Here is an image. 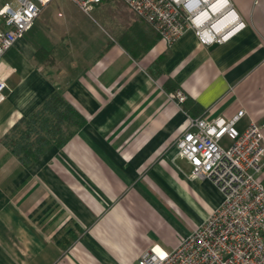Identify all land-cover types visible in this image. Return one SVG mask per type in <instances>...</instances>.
<instances>
[{
  "label": "crops",
  "instance_id": "obj_1",
  "mask_svg": "<svg viewBox=\"0 0 264 264\" xmlns=\"http://www.w3.org/2000/svg\"><path fill=\"white\" fill-rule=\"evenodd\" d=\"M230 1L243 26L213 50L192 29L167 45L110 0L96 8L108 29L92 33L61 12L65 32L46 37L36 25L6 52L0 264H138L151 248L173 251L222 205L174 144L189 118L230 120L242 110L238 128L255 121L264 134V0ZM178 90L182 105L170 97ZM54 93L87 123L25 169L2 140Z\"/></svg>",
  "mask_w": 264,
  "mask_h": 264
},
{
  "label": "built area",
  "instance_id": "obj_2",
  "mask_svg": "<svg viewBox=\"0 0 264 264\" xmlns=\"http://www.w3.org/2000/svg\"><path fill=\"white\" fill-rule=\"evenodd\" d=\"M53 1L0 2V62ZM71 1L91 17L93 10L110 0ZM119 1L167 45L190 29L202 45H221L243 26L230 0ZM221 1L224 7L214 12L212 6ZM231 14L233 21L217 30L216 26ZM3 74L0 70V102L8 89ZM170 97L177 105L187 100L181 90ZM245 115L242 110L230 120L189 118L185 132L174 144L178 155L189 163L191 178L212 181L224 201L173 251L151 248L138 264H264V134L262 125L255 121L241 131L238 124Z\"/></svg>",
  "mask_w": 264,
  "mask_h": 264
},
{
  "label": "trees",
  "instance_id": "obj_3",
  "mask_svg": "<svg viewBox=\"0 0 264 264\" xmlns=\"http://www.w3.org/2000/svg\"><path fill=\"white\" fill-rule=\"evenodd\" d=\"M43 51L37 52L41 56ZM162 59L152 67L154 75ZM87 123L66 99L54 93L30 116L22 118L2 140V144L25 169L34 167L52 148L64 147Z\"/></svg>",
  "mask_w": 264,
  "mask_h": 264
},
{
  "label": "rangeland",
  "instance_id": "obj_4",
  "mask_svg": "<svg viewBox=\"0 0 264 264\" xmlns=\"http://www.w3.org/2000/svg\"><path fill=\"white\" fill-rule=\"evenodd\" d=\"M0 1H8V0H0ZM107 3L108 2H106L100 8H104V6ZM112 3H114V5L118 4V2H114V1ZM61 12L65 13L69 18L81 20L82 23H79L78 27L82 28V26H85L92 33H96V34L102 30L101 27H103L104 29H108V26L110 24L108 17H106V16L102 17L104 15V13L99 9L93 10L91 13V17H89V16H86L85 14H83L78 9V7L74 5V3L71 0H54L48 7H46L42 11L40 17L35 21L32 29H34L37 25L36 28H42L43 29L42 33H44L46 35V37H48V36L51 37L52 34H54L55 32L56 33L65 32V30L62 28V26H63L62 24H63L64 20L60 16ZM48 21L50 23H48V25H47ZM79 30H81V29H79ZM79 30L76 29L75 31H79ZM227 143H228L227 140H225L224 144L227 145ZM188 215H189L188 217L190 219H193L195 216V211H194V213L190 212V214H188ZM185 229H186V227H185Z\"/></svg>",
  "mask_w": 264,
  "mask_h": 264
},
{
  "label": "bare ground",
  "instance_id": "obj_5",
  "mask_svg": "<svg viewBox=\"0 0 264 264\" xmlns=\"http://www.w3.org/2000/svg\"><path fill=\"white\" fill-rule=\"evenodd\" d=\"M224 5H225V2H223V1H221V2H219V3H217V4H215L214 6H212V10L214 11V12H217V11H220L223 7H224ZM233 18H234V16L231 14V15H228V16H226L217 26H216V29L217 30H219V29H221L223 26H225V25H227V24H229V23H231L232 21H233ZM157 250H159L158 248H157Z\"/></svg>",
  "mask_w": 264,
  "mask_h": 264
},
{
  "label": "water",
  "instance_id": "obj_6",
  "mask_svg": "<svg viewBox=\"0 0 264 264\" xmlns=\"http://www.w3.org/2000/svg\"><path fill=\"white\" fill-rule=\"evenodd\" d=\"M217 47H218V44H214V45L211 46V50H213V49H215Z\"/></svg>",
  "mask_w": 264,
  "mask_h": 264
}]
</instances>
